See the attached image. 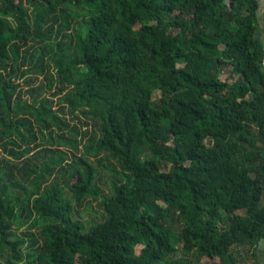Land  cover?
Segmentation results:
<instances>
[{"label":"trees","instance_id":"16d2710c","mask_svg":"<svg viewBox=\"0 0 264 264\" xmlns=\"http://www.w3.org/2000/svg\"><path fill=\"white\" fill-rule=\"evenodd\" d=\"M258 11L259 0H0V264L256 253Z\"/></svg>","mask_w":264,"mask_h":264},{"label":"rangeland","instance_id":"374dc122","mask_svg":"<svg viewBox=\"0 0 264 264\" xmlns=\"http://www.w3.org/2000/svg\"><path fill=\"white\" fill-rule=\"evenodd\" d=\"M259 17L260 23L264 26V0H259ZM221 78H227V72L221 73ZM140 247L136 248V252H139ZM247 249L241 248L238 252L242 256V264H264V241H262L258 247V251L253 254L252 251H246ZM212 262H216V259L208 260L206 258L201 259L199 264H211Z\"/></svg>","mask_w":264,"mask_h":264}]
</instances>
